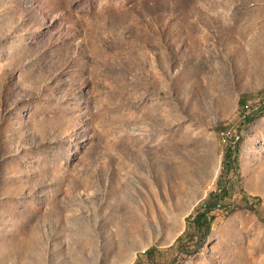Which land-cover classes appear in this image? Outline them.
Wrapping results in <instances>:
<instances>
[{
	"label": "rangeland",
	"instance_id": "374dc122",
	"mask_svg": "<svg viewBox=\"0 0 264 264\" xmlns=\"http://www.w3.org/2000/svg\"><path fill=\"white\" fill-rule=\"evenodd\" d=\"M242 94L264 104V0H0V264H264L248 208L177 243L219 183L264 208Z\"/></svg>",
	"mask_w": 264,
	"mask_h": 264
},
{
	"label": "trees",
	"instance_id": "16d2710c",
	"mask_svg": "<svg viewBox=\"0 0 264 264\" xmlns=\"http://www.w3.org/2000/svg\"><path fill=\"white\" fill-rule=\"evenodd\" d=\"M248 97L247 94H242L239 99L240 104V114L244 117V121L248 122L253 120L255 117L264 113V104H261L260 107H250L248 105ZM262 102L264 103V95ZM263 105V106H262ZM217 129L224 133L219 127ZM228 138V137H227ZM241 136L239 134V138L236 142L232 143V140L229 139V144L227 146L225 152V168L227 170H234L238 176H240V164H239V145H240ZM243 193V200L241 205H235L234 203H226L225 199L227 197H232L231 188H226L225 183H219L217 190L210 192L208 197L204 200V202L200 203L196 208L193 214L189 215L186 218L187 229H193V233L189 234V231H185L183 235H180L177 238V243L182 245L185 237H189L191 239H196L197 245L202 246L206 243L211 230L212 223L215 219V215L213 214L214 210H222V212H226L227 214H231L237 209L248 208L252 210L260 219L264 220V208L262 205V199L258 195H250L245 190L241 189ZM154 248H148L145 253L150 256ZM185 249V248H183ZM187 249V248H186ZM186 254L192 255L194 251L185 250ZM149 264H157L154 260L150 259Z\"/></svg>",
	"mask_w": 264,
	"mask_h": 264
}]
</instances>
